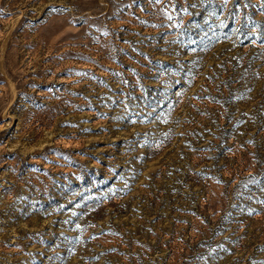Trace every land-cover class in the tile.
<instances>
[{
  "label": "rangeland",
  "instance_id": "1",
  "mask_svg": "<svg viewBox=\"0 0 264 264\" xmlns=\"http://www.w3.org/2000/svg\"><path fill=\"white\" fill-rule=\"evenodd\" d=\"M0 264H264V0H0Z\"/></svg>",
  "mask_w": 264,
  "mask_h": 264
}]
</instances>
